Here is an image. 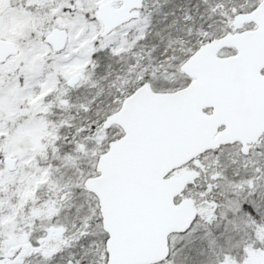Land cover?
I'll return each instance as SVG.
<instances>
[{
	"label": "snow or ice",
	"instance_id": "obj_1",
	"mask_svg": "<svg viewBox=\"0 0 264 264\" xmlns=\"http://www.w3.org/2000/svg\"><path fill=\"white\" fill-rule=\"evenodd\" d=\"M0 264H264V0H0Z\"/></svg>",
	"mask_w": 264,
	"mask_h": 264
}]
</instances>
